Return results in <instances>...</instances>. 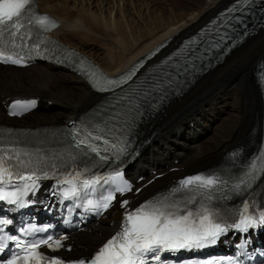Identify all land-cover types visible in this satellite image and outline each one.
<instances>
[{
	"label": "snow or ice",
	"instance_id": "1",
	"mask_svg": "<svg viewBox=\"0 0 264 264\" xmlns=\"http://www.w3.org/2000/svg\"><path fill=\"white\" fill-rule=\"evenodd\" d=\"M254 3L255 0H234L233 4L221 13L220 23L225 31L221 32L220 27L216 29L217 37L209 42L205 52L219 48L223 41L230 39L227 29L235 30L236 24L243 23L247 10ZM261 3L264 4V0H261ZM237 13L240 15H236ZM56 27L58 24L54 19L37 13L35 0H0V63L24 65L27 60L33 58L31 53L36 52L39 55L40 45L47 42L42 33ZM34 34L38 42H33L29 46ZM68 55L76 54L69 52ZM186 55L189 59L185 63L170 65L173 69L171 72L162 71L151 89L142 96L134 89L130 92L123 91L122 86L131 79L130 75L126 78H108L98 71L88 73L90 82L97 91L114 92L115 89H121V94L115 97L114 102L107 108L101 106L96 112L99 119L94 123L90 122L86 131L80 130L74 136V145L80 150L79 154L88 157L91 153L101 160H107L108 157L102 155V152L109 149L101 148L95 142L103 141L107 144L105 138L107 135L123 132L140 115L138 97L143 100L150 96L152 91H165L175 82L176 77L194 67L192 61L200 59L202 54L192 50ZM35 103V100H16L11 106L10 115H22L35 107ZM26 157L28 159H25ZM70 159L75 160L76 156L72 155ZM37 171L29 152L15 147H0V201H7L19 207L25 206L22 197L29 192L34 194L39 189L38 181L41 178H49L47 172L41 177L37 175ZM258 173H264V154L258 156L256 161H251L248 168L235 177L232 190L236 194H242L251 188L252 183L258 178ZM82 176L83 172L78 171L75 175L69 173L62 181L58 180V183L71 185V188L64 192L65 196L76 193L78 181L81 187L88 188L101 181H115L119 179L120 173L108 177L93 175L86 179H81ZM229 179H222L218 174L188 177L170 189L167 194L146 201L130 211L128 201H122L126 214L122 218L120 230L104 242L91 257L81 258L75 264H164L161 258L164 252L202 249L214 245L229 229L247 232L258 223L264 224V211H260L258 216L249 214L250 205L246 201L243 203V211L238 214V222L234 220L228 223L210 207L219 186L228 185ZM10 186L16 190H6ZM117 190L123 193L131 191V188L125 184ZM114 199L115 196L110 194L104 202L94 206L108 209ZM88 203L93 205L91 200ZM11 223L9 219L0 220V224L5 226ZM37 231L43 229L30 227L21 230L22 235H32ZM0 233H3V228H0ZM62 239L64 238L53 239L52 236H48L46 239L26 241L17 235L0 234V264H65L61 258L49 257L40 251L42 246L57 251L64 247ZM10 241L18 251L9 248ZM6 249L10 255H5ZM208 264L221 262L210 261ZM228 264H235V261L229 259Z\"/></svg>",
	"mask_w": 264,
	"mask_h": 264
},
{
	"label": "bare ground",
	"instance_id": "2",
	"mask_svg": "<svg viewBox=\"0 0 264 264\" xmlns=\"http://www.w3.org/2000/svg\"><path fill=\"white\" fill-rule=\"evenodd\" d=\"M231 1L40 0L43 10L55 14L62 21V26L55 31L56 36L63 40L60 34L63 36L65 32L69 37L80 40L78 44L66 38L63 41L91 56L109 72L125 69L141 54L165 39H170L169 46L179 42ZM136 3L153 10L154 18L145 24L142 23V16L141 23L129 17L128 6ZM116 4L122 7L115 9ZM89 41H97L98 46L106 48L103 61L98 60L95 54L97 49L94 50ZM259 58L264 61V28L246 38L222 63L198 76L179 97L164 107L163 112L152 121L158 126L154 140L172 145L175 155L186 166L193 168L206 161L205 146L195 144L197 138L187 125L188 118H193L194 133L207 136L206 146L215 149L219 157L226 145L240 139L248 130L252 114L260 118L262 101L251 73ZM31 85L35 87L26 88ZM19 90H32L52 100V106L43 107L42 111L47 112L42 114L46 118L44 121L70 120L88 102L97 98L80 76L46 63L16 71L0 67V93L12 95ZM187 102L192 105L184 107ZM213 112H218L221 120L210 134L207 129H201L200 124L204 117L207 128L210 127ZM257 135L258 131L255 138ZM156 147L150 146L151 149ZM110 230L111 227L105 222L100 225L97 234L85 235L83 240L89 250Z\"/></svg>",
	"mask_w": 264,
	"mask_h": 264
},
{
	"label": "rangeland",
	"instance_id": "3",
	"mask_svg": "<svg viewBox=\"0 0 264 264\" xmlns=\"http://www.w3.org/2000/svg\"><path fill=\"white\" fill-rule=\"evenodd\" d=\"M149 3L150 4H152V5H157V3H155V2H151V1H149ZM131 6H128V12H127V14L129 15V17H132V18H134V19H136V20H138V21H140V23H141V21L142 20H140V17L142 16V18L144 19L143 21H142V23H145V22H147V21H150V20H152V17L154 18V14H153V10H147V8L145 7V6H139V4H130ZM120 7H122V6H119V4H116L115 5V9H120ZM157 7H159V6H157ZM116 11V10H115ZM130 12V13H129ZM146 24V23H145ZM128 32H129V30H128ZM66 36V35H65ZM63 39H64V37L63 36H61ZM67 37V36H66ZM68 38V37H67ZM68 40H70V42H75L76 44H78V43H80V40H78V39H74V38H68ZM93 42V43H92ZM92 42H90L89 41V43L91 44V45H93L94 46V50L95 49H97V51H96V56L98 57V60H101V61H103V58L105 57V55H106V48L105 47H100V46H98L97 45V41H92ZM95 43V44H94ZM113 46V44H111V46L110 47H112ZM98 62V61H97ZM190 105H192V103L191 102H187L185 105H184V107H188V106H190ZM219 113L217 112V113H215V112H213L211 115H210V122L212 121H214L216 118V120L214 121V125L213 126H210V127H208V128H206L207 130H208V133H210V134H212L213 132H214V130L216 129V126L219 124V122H220V120H221V117L219 118V115H218ZM224 115H227L226 113H224ZM217 121V122H216ZM210 124V123H209ZM209 151H206V154H205V159L206 160H208L209 158H212V157H214L215 156V158L216 157H218V154L216 153V150L215 149H208Z\"/></svg>",
	"mask_w": 264,
	"mask_h": 264
}]
</instances>
